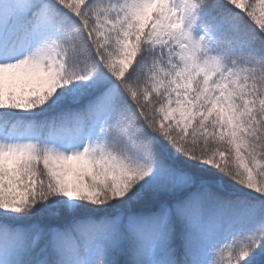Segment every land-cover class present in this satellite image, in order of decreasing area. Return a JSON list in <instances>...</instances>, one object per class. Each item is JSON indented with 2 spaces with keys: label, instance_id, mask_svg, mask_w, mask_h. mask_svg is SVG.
Segmentation results:
<instances>
[{
  "label": "snow or ice",
  "instance_id": "obj_1",
  "mask_svg": "<svg viewBox=\"0 0 264 264\" xmlns=\"http://www.w3.org/2000/svg\"><path fill=\"white\" fill-rule=\"evenodd\" d=\"M0 264H264V0H0Z\"/></svg>",
  "mask_w": 264,
  "mask_h": 264
}]
</instances>
